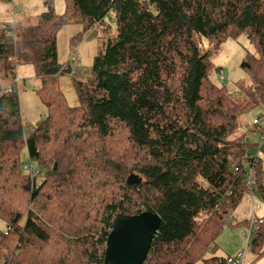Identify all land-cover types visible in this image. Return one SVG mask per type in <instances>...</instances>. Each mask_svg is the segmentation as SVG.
I'll return each mask as SVG.
<instances>
[{
  "label": "trees",
  "instance_id": "16d2710c",
  "mask_svg": "<svg viewBox=\"0 0 264 264\" xmlns=\"http://www.w3.org/2000/svg\"><path fill=\"white\" fill-rule=\"evenodd\" d=\"M54 1L21 37L0 25V264H103L114 218L144 211L161 222L143 264H228L206 254L235 225L250 167L264 201V163L242 158L247 133L262 130L244 116L264 103V0H63L60 14ZM109 14L117 35L95 56L92 79L74 83L69 106L57 30L78 23L81 36ZM242 34L256 53L246 52V77L231 92L212 81L200 42ZM20 63L34 66L46 108L29 133ZM24 148L38 172L22 169ZM132 174L140 182L128 185ZM250 217L237 225L248 229ZM249 252L264 254V223Z\"/></svg>",
  "mask_w": 264,
  "mask_h": 264
},
{
  "label": "rangeland",
  "instance_id": "374dc122",
  "mask_svg": "<svg viewBox=\"0 0 264 264\" xmlns=\"http://www.w3.org/2000/svg\"><path fill=\"white\" fill-rule=\"evenodd\" d=\"M53 5L57 14L63 12V0H55ZM43 11H45L44 0H0V25L6 24L10 26L11 33L13 32V27H15L16 35L21 37L26 29L34 27L37 24L38 17ZM113 20V15L109 14L104 19V22L95 25L81 36L79 33L82 32V26L78 23L58 28L56 33L58 62L66 67L71 66V71L58 75L57 82L69 106H76L78 104L74 83L76 81L88 82L92 79L91 69L95 56L101 49L103 42L114 39L117 35ZM200 49L203 53L206 52L207 54L211 66L210 77L212 81L219 86L225 85L231 92L236 91L235 82L246 77V74L240 67V63L244 59L246 52L256 53L245 34L235 39L226 37L217 44L214 40L210 41L202 38ZM217 69L220 71H217ZM221 76L223 77L221 78ZM16 78L21 120L23 125L28 128L27 133H29L30 130L35 128L46 117V108L36 92L40 86V79L35 76L33 65L22 63L16 67ZM259 114H262L260 119L262 130L255 131V129L247 133L252 146L262 142L261 135L264 134V103L261 106L251 108L244 116V120L249 126L254 128L251 124L252 120L257 118ZM243 131L244 128H242ZM259 158L264 163V150L259 153ZM20 160L21 167L30 163L37 167L36 162L30 161L28 158L26 148L21 151ZM23 170L25 173L29 172L27 169ZM39 180L40 178L38 177L37 181L39 182ZM255 198V203L261 205L260 209L255 210V214L257 218L264 219V201L259 198L257 192L255 193ZM236 214H239L237 220H240V217H244L245 215L248 218L250 217L252 213L246 200H243L237 207L232 215V220L236 218ZM24 222L25 218L21 220V224ZM230 224L225 225L222 232L216 238L214 254L207 252V257L210 255L230 256L234 255L238 250L243 249L247 225L239 224L232 226ZM6 228V221L0 218V231L3 232ZM253 237L254 233L250 235L249 243ZM259 259L260 257L249 252L245 264H252ZM195 264H205V262L200 260ZM261 264H264V260Z\"/></svg>",
  "mask_w": 264,
  "mask_h": 264
},
{
  "label": "water",
  "instance_id": "95a60500",
  "mask_svg": "<svg viewBox=\"0 0 264 264\" xmlns=\"http://www.w3.org/2000/svg\"><path fill=\"white\" fill-rule=\"evenodd\" d=\"M70 71L71 66L64 69V72ZM139 182L140 178L134 174L126 180L128 185ZM160 222V216L150 211L116 216L106 238L103 264H143Z\"/></svg>",
  "mask_w": 264,
  "mask_h": 264
},
{
  "label": "built area",
  "instance_id": "2783aa9c",
  "mask_svg": "<svg viewBox=\"0 0 264 264\" xmlns=\"http://www.w3.org/2000/svg\"><path fill=\"white\" fill-rule=\"evenodd\" d=\"M262 114H259L257 118H254L252 120V125L256 127H260V119ZM262 142L260 144L256 143L251 147L248 148L244 154H243V160L249 165L255 164V162L259 159V153L264 149V134L261 135ZM23 169H27L30 173L37 172L38 169L36 165L30 163L29 165L22 166ZM249 178L246 182V191L244 193V200H246V203L250 206L251 211V217H250V224L247 229V234L245 235V245L244 248L235 253L234 255L228 256L226 261L228 264H245V260L247 257V254L249 252V238L252 233H256L261 225L264 223V219H256L254 217L255 210H258L260 208L259 203H255V188H254V179H253V170L250 167L248 170Z\"/></svg>",
  "mask_w": 264,
  "mask_h": 264
},
{
  "label": "crops",
  "instance_id": "0c3cea01",
  "mask_svg": "<svg viewBox=\"0 0 264 264\" xmlns=\"http://www.w3.org/2000/svg\"><path fill=\"white\" fill-rule=\"evenodd\" d=\"M235 212V211H234ZM233 212V213H234ZM237 217H239V214L236 215V218H234L233 222H234V226H236L240 221L242 220H246L247 219V215H245L244 217H240V220H237ZM243 234V233H242ZM264 255V254H263ZM263 255L260 256V259L256 262H253L252 264H261V262L264 260V257H262ZM251 264V263H250Z\"/></svg>",
  "mask_w": 264,
  "mask_h": 264
},
{
  "label": "bare ground",
  "instance_id": "6f19581e",
  "mask_svg": "<svg viewBox=\"0 0 264 264\" xmlns=\"http://www.w3.org/2000/svg\"><path fill=\"white\" fill-rule=\"evenodd\" d=\"M251 246V245H250Z\"/></svg>",
  "mask_w": 264,
  "mask_h": 264
}]
</instances>
